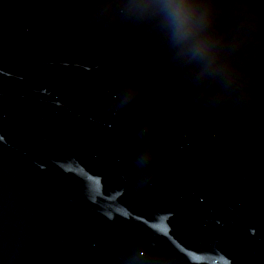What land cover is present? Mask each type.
Instances as JSON below:
<instances>
[{
  "label": "water",
  "instance_id": "water-1",
  "mask_svg": "<svg viewBox=\"0 0 264 264\" xmlns=\"http://www.w3.org/2000/svg\"><path fill=\"white\" fill-rule=\"evenodd\" d=\"M0 264H264V0H0Z\"/></svg>",
  "mask_w": 264,
  "mask_h": 264
},
{
  "label": "clouds",
  "instance_id": "clouds-1",
  "mask_svg": "<svg viewBox=\"0 0 264 264\" xmlns=\"http://www.w3.org/2000/svg\"><path fill=\"white\" fill-rule=\"evenodd\" d=\"M171 11L170 15L173 19L176 37L178 40L183 41L191 35L190 16L183 5L174 4L169 6ZM200 49L194 48L193 55L199 54Z\"/></svg>",
  "mask_w": 264,
  "mask_h": 264
}]
</instances>
